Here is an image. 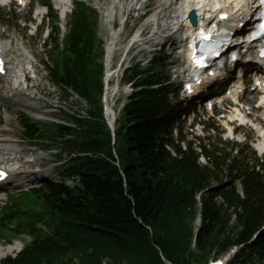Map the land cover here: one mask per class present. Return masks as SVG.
<instances>
[{
	"label": "trees",
	"instance_id": "16d2710c",
	"mask_svg": "<svg viewBox=\"0 0 264 264\" xmlns=\"http://www.w3.org/2000/svg\"><path fill=\"white\" fill-rule=\"evenodd\" d=\"M91 17L83 6L77 8L68 48L51 71L55 82L72 88L89 105L87 117L77 120L78 130L56 127L74 136L65 142L68 152L87 154L77 156L66 170L67 176L80 177L79 185H50L47 195L25 194L14 209L4 210L0 240L9 241L12 233L20 232L40 237L8 264H165L162 256L172 264H191L193 259L200 264L205 256L232 246L238 250L228 264H264V232L251 239L264 220L262 176L238 158L229 159L228 153L213 157L214 170L201 167L191 148L182 152L173 143L170 127L181 109L168 99L171 89L161 84L163 75L153 66L142 72L133 68L128 77L141 74L135 84L144 88L126 107L131 125L116 135L119 165L113 163L99 101L100 51L94 50ZM166 144L179 157H173ZM219 174L228 176V188L220 186ZM212 176L218 187L202 194L199 206L193 194L209 185ZM237 177L243 199L232 186ZM236 205L242 207L241 213ZM197 216L200 227L193 248L190 240ZM36 221H46L51 234L36 229Z\"/></svg>",
	"mask_w": 264,
	"mask_h": 264
},
{
	"label": "rangeland",
	"instance_id": "374dc122",
	"mask_svg": "<svg viewBox=\"0 0 264 264\" xmlns=\"http://www.w3.org/2000/svg\"><path fill=\"white\" fill-rule=\"evenodd\" d=\"M113 1H114V8H113V11H112V14L110 15V17L113 15V13L118 14L120 11H123V10H124L123 12L126 13L127 12V8L129 6L131 0H113ZM7 13H8V8L0 9V33L3 34L4 38L5 37L6 38L9 37L13 33L14 29L16 28V23H18V22L20 24L22 23V20L20 18L24 14V13H22V14L16 15L15 13H13V14L11 13V14H9V17H8ZM15 19L17 20V21H15L16 23L14 22ZM148 23L149 22L146 21V20L143 21V22H141V21H131L129 23V28L123 30L122 32H121L120 29L115 31V32H117L116 33V38L113 39V41L115 42V46H114L115 54H121L122 53L123 49L127 45V42L129 40L130 36L133 35L136 32V27H133V24H137V25H139L141 27V24H144L143 26H146L145 24L148 25ZM21 26L22 25H20L19 27H21ZM19 32H25V31L22 30V31H19ZM118 32H119V34H118ZM144 53L145 52H144V49H143L141 51H138L137 55L141 57V55H143ZM44 75H46L45 71H41L39 73V75H38L39 78H40V82L34 83V84L37 85V87L39 86L38 87V91L41 92L39 94L44 96V94H47L48 92L53 91V93L51 95L52 101H55L56 98H61V94H60L61 92L57 88L52 87L47 82V78L46 77L43 78ZM177 80H178L177 78L172 76V81H174L176 83ZM66 100H67L66 101L67 102L66 105L70 106L73 110L76 109V110H79L80 112H82L85 109H87V107H88L85 104L84 101H82L81 99L77 98L74 95L70 96V97H67ZM5 101H6V103L8 101L11 102L10 100H6V99H5ZM7 104L11 105V108L13 110L17 109L16 106H14V105H12L10 103H7ZM186 127H187V123L185 124L183 132H187L188 133L187 139H190L191 135H189V131L186 129ZM218 132H219V130H218ZM217 133L216 132L211 133L212 135L210 136L209 141L205 142V143H208L210 145L219 143L220 139H218L219 135ZM194 135L195 134H192V136H194ZM204 135H206V133ZM225 146H226V148H229L231 146V143H226ZM39 150H40L39 147H30L29 148L30 152H28V154L26 156L21 157V161L23 163H25L26 161H33V163L29 165V167L34 168V167H37L38 165L45 167L51 161L55 160V156L57 154V151L52 150L50 152V151L43 150L42 152H40ZM245 153H246V156H247L250 164L254 163V160L257 159V157H255L256 155L253 154L250 150H247ZM19 155H21V154H19ZM65 157H67V156L65 154H63L62 155V159L67 160V158H65ZM64 160H62V161H64ZM258 162L262 163L263 166H264V158L262 160L258 159ZM193 226L197 227V221L194 223ZM104 263H105V261H104Z\"/></svg>",
	"mask_w": 264,
	"mask_h": 264
},
{
	"label": "bare ground",
	"instance_id": "6f19581e",
	"mask_svg": "<svg viewBox=\"0 0 264 264\" xmlns=\"http://www.w3.org/2000/svg\"><path fill=\"white\" fill-rule=\"evenodd\" d=\"M193 5H196V3H194V2H188V1H183L182 3H181V6L178 8V11H179V16H180V19L182 20V19H184V10H187V9H189L190 7H192ZM15 84L17 83V82H22V75L20 74V73H15V75H14V81H13ZM259 145H261L260 143H259ZM0 163H8V164H11V165H13L12 164V162L11 161H9V160H6V159H4V158H0ZM11 246H8V247H6V248H3L1 251H0V254L2 253V252H11L12 250H11Z\"/></svg>",
	"mask_w": 264,
	"mask_h": 264
},
{
	"label": "snow or ice",
	"instance_id": "6c2138e0",
	"mask_svg": "<svg viewBox=\"0 0 264 264\" xmlns=\"http://www.w3.org/2000/svg\"><path fill=\"white\" fill-rule=\"evenodd\" d=\"M200 35L203 37V36H204V33H203V32H201V33H200Z\"/></svg>",
	"mask_w": 264,
	"mask_h": 264
}]
</instances>
